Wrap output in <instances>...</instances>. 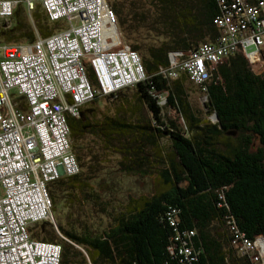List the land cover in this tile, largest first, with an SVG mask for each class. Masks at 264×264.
Instances as JSON below:
<instances>
[{
    "label": "trees",
    "instance_id": "16d2710c",
    "mask_svg": "<svg viewBox=\"0 0 264 264\" xmlns=\"http://www.w3.org/2000/svg\"><path fill=\"white\" fill-rule=\"evenodd\" d=\"M105 2L117 16L129 49L139 54L146 79L102 97L123 100L111 118L91 123L89 114L95 112L88 111L83 118L69 117L72 147L82 167L78 140L85 134L97 135L95 128L101 124L97 131H106L107 139L130 137L124 150L118 151L124 155L122 170L142 177L156 175L158 183L152 196L131 198L114 214L103 207L101 212L111 222L101 232L83 226L78 233L57 223L65 240L52 224H43L30 228L32 238L60 244V264H250L234 242L236 235L264 239L260 58L243 52L229 56L211 69L202 93L186 73L171 79L163 72L171 66L170 54L195 52L201 43L220 37L213 23L221 14L218 0ZM23 3L18 0L11 26L0 31V43L33 46L62 29L59 22L49 21L40 4L28 14ZM144 32H158L163 41L153 45L131 37ZM105 34L111 33L105 29ZM87 74L95 83L92 67H87ZM193 86L206 98L205 112L190 100ZM170 110L183 124L169 116ZM81 175L50 184L53 208L65 188L86 189L87 184L79 185ZM186 248L189 255L182 252Z\"/></svg>",
    "mask_w": 264,
    "mask_h": 264
},
{
    "label": "built area",
    "instance_id": "2783aa9c",
    "mask_svg": "<svg viewBox=\"0 0 264 264\" xmlns=\"http://www.w3.org/2000/svg\"><path fill=\"white\" fill-rule=\"evenodd\" d=\"M24 4L28 13L40 4L50 22L65 21L68 27L33 46L0 48V264H60L61 245L33 239L30 228L49 223L57 229L49 186L81 172L68 118L80 117L96 98L133 88L146 73L136 51L112 48L114 34L105 29L113 26L114 15L105 0ZM17 5L0 0L5 26ZM218 5L221 14L213 23L220 37L195 52L170 54L171 66L163 72L171 79L186 73L202 93L211 69L233 54L257 56L264 66V0H218ZM234 245L250 264H264L263 238L236 235ZM182 252L190 254L187 248Z\"/></svg>",
    "mask_w": 264,
    "mask_h": 264
},
{
    "label": "rangeland",
    "instance_id": "374dc122",
    "mask_svg": "<svg viewBox=\"0 0 264 264\" xmlns=\"http://www.w3.org/2000/svg\"><path fill=\"white\" fill-rule=\"evenodd\" d=\"M114 20L113 26H109L108 28L114 34L112 40L115 41V46L112 48L116 50L128 49L130 43L122 36L123 34L116 15ZM5 24L3 22L0 28H3ZM58 24L63 29L67 28L65 21H61ZM131 37H134L136 41H144L153 45H158L163 41L159 37L158 32H154L153 34L144 32ZM3 45V43H0V48ZM28 50L35 51L31 48H28ZM1 59L2 52L0 49ZM260 66H263V64ZM254 71H257V69L255 68ZM13 94L17 95V92L14 91ZM190 95L192 104L199 111L205 112L204 97L197 90L196 86L192 87ZM120 98L111 102L101 98L97 103L95 102L96 104L94 103L92 106H88L95 110L93 111L95 113L89 114L91 123H96L99 120H105L107 117L111 118L114 116L118 108L122 106L123 100ZM169 116L173 119H178L179 123L183 124V121L174 110L169 111ZM100 126L101 124H97L95 128L97 135L96 133L85 134L80 138L81 140H78V145L82 147L79 152L82 164L81 183L79 185L87 184L88 186L83 191L65 188V191L60 195V200H58L52 209L56 224L58 223L68 230L75 228L78 233L83 226L101 232L111 222V218L107 213L114 214L119 211L131 198L152 196L158 183V177L156 175L142 177L123 171L120 164L124 155L118 151L124 150V147L130 141V137L119 138L118 136L112 135L107 139L106 131H97L101 129ZM105 206L108 212L103 214L101 209ZM57 234L61 235L58 228ZM78 248L82 249L80 247ZM85 256L87 257L88 255L85 253Z\"/></svg>",
    "mask_w": 264,
    "mask_h": 264
},
{
    "label": "crops",
    "instance_id": "0c3cea01",
    "mask_svg": "<svg viewBox=\"0 0 264 264\" xmlns=\"http://www.w3.org/2000/svg\"><path fill=\"white\" fill-rule=\"evenodd\" d=\"M15 1H18V0H15ZM21 1H23L24 2V0H21ZM107 3V2H106ZM24 4V3H23ZM107 6H108V8L110 9V6L107 4ZM24 7L26 8V6L24 5ZM27 11V10H26ZM28 13V12H27ZM29 14V13H28ZM114 19H115V15H114ZM114 22H115V20H114ZM11 22L9 23V26H5L4 25V27L3 28H0V31H2V30H4L5 28H8V27H10L11 25ZM67 24V23H66ZM67 27H68V24H67ZM65 29H67V28H65ZM62 30H64L63 28L60 30V31H62ZM59 32V31H58ZM114 33H116V31H114ZM117 34V33H116ZM18 46V45H17Z\"/></svg>",
    "mask_w": 264,
    "mask_h": 264
},
{
    "label": "flooded vegetation",
    "instance_id": "af4514ba",
    "mask_svg": "<svg viewBox=\"0 0 264 264\" xmlns=\"http://www.w3.org/2000/svg\"><path fill=\"white\" fill-rule=\"evenodd\" d=\"M87 111L92 113L93 112V108H89V109H86L85 111H82L80 113V117L83 118V116L86 115V113H88ZM73 151L75 152L74 148H73Z\"/></svg>",
    "mask_w": 264,
    "mask_h": 264
},
{
    "label": "clouds",
    "instance_id": "9594fccd",
    "mask_svg": "<svg viewBox=\"0 0 264 264\" xmlns=\"http://www.w3.org/2000/svg\"><path fill=\"white\" fill-rule=\"evenodd\" d=\"M71 142H72V140H71ZM73 148V147H72ZM44 224H49V223H44ZM40 225H43V224H40ZM57 230V229H56ZM65 239V238H64ZM66 240V239H65Z\"/></svg>",
    "mask_w": 264,
    "mask_h": 264
},
{
    "label": "water",
    "instance_id": "95a60500",
    "mask_svg": "<svg viewBox=\"0 0 264 264\" xmlns=\"http://www.w3.org/2000/svg\"><path fill=\"white\" fill-rule=\"evenodd\" d=\"M216 121H217V119H216Z\"/></svg>",
    "mask_w": 264,
    "mask_h": 264
}]
</instances>
